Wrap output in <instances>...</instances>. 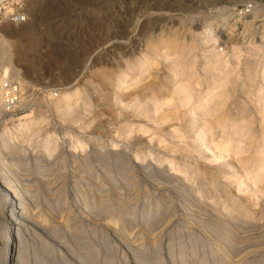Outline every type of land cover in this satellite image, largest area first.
Masks as SVG:
<instances>
[{
	"label": "rangeland",
	"instance_id": "obj_1",
	"mask_svg": "<svg viewBox=\"0 0 264 264\" xmlns=\"http://www.w3.org/2000/svg\"><path fill=\"white\" fill-rule=\"evenodd\" d=\"M247 1L0 0V74L9 56L44 91L0 115V260L264 264V23L228 14Z\"/></svg>",
	"mask_w": 264,
	"mask_h": 264
},
{
	"label": "built area",
	"instance_id": "obj_2",
	"mask_svg": "<svg viewBox=\"0 0 264 264\" xmlns=\"http://www.w3.org/2000/svg\"><path fill=\"white\" fill-rule=\"evenodd\" d=\"M232 10L231 13L239 18L257 15L258 23H264V0L247 1ZM18 16V20L23 19V16ZM41 93L44 95L41 89H28L20 81L0 75V115L8 116L22 112L24 107ZM52 95L55 96L56 93L53 92Z\"/></svg>",
	"mask_w": 264,
	"mask_h": 264
},
{
	"label": "bare ground",
	"instance_id": "obj_3",
	"mask_svg": "<svg viewBox=\"0 0 264 264\" xmlns=\"http://www.w3.org/2000/svg\"><path fill=\"white\" fill-rule=\"evenodd\" d=\"M152 9V8H151ZM228 14H232V16H234V14L233 13H228ZM231 16V15H230ZM248 16H250V15H247V18L245 19V21H247L248 23H249V20H247L248 19ZM157 25V24H156ZM1 60H3V62H7L8 63V65H9V67L11 68V73H12V75H14V77L16 78V80H18V81H20L19 80V77H20V70L19 69H17V68H15L14 66H11V58L9 57V56H2V58H1ZM3 70V72L0 74L2 77H10L11 75L9 74V72L8 73H5V68L4 69H2ZM26 83V82H25ZM23 84V83H22ZM24 85V84H23ZM63 95V94H62ZM50 141V140H49ZM45 142H47V141H45ZM49 143V142H48ZM48 145V144H47ZM8 186V185H7ZM11 186V185H10ZM13 191H15V190H11V187H3V188H0V193H2V195L4 196V198H5V202H8V201H10V202H14V199H16L15 198V196L13 195ZM1 195V194H0ZM16 195V194H15ZM19 196V195H18ZM17 198H19V197H17ZM21 199V198H20ZM19 200V199H18ZM29 201V200H28ZM4 202V201H3ZM25 207V206H24ZM5 208V207H4ZM3 209V208H2ZM26 209V208H25ZM4 210H6L5 212H8V215H10V217H11V219H12V216H16L15 214L17 213V207H15V209L14 210H12V209H10V208H6V209H4ZM2 212V211H1ZM3 213V212H2ZM18 214V213H17ZM16 218V217H15ZM14 222H16V221H14ZM14 224V223H13ZM11 230V229H10ZM12 232V231H11ZM11 232H7V235L3 238V241H4V244H5V246L7 245V241H12V239H13V237L11 238V236L9 235ZM3 244V243H2ZM4 250V253H3V256H2V258H1V260H0V264H14L15 262H16V258H17V256L19 255V253H18V251L16 252L15 250H11V249H9V250H7L6 251V248L5 249H3ZM21 252V251H20ZM16 260H15V259ZM15 260V261H14Z\"/></svg>",
	"mask_w": 264,
	"mask_h": 264
},
{
	"label": "clouds",
	"instance_id": "obj_4",
	"mask_svg": "<svg viewBox=\"0 0 264 264\" xmlns=\"http://www.w3.org/2000/svg\"><path fill=\"white\" fill-rule=\"evenodd\" d=\"M25 19H26V17H25Z\"/></svg>",
	"mask_w": 264,
	"mask_h": 264
}]
</instances>
